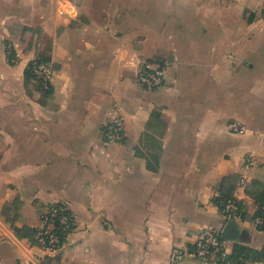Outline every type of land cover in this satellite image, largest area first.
<instances>
[{
	"label": "crops",
	"instance_id": "obj_1",
	"mask_svg": "<svg viewBox=\"0 0 264 264\" xmlns=\"http://www.w3.org/2000/svg\"><path fill=\"white\" fill-rule=\"evenodd\" d=\"M36 58L49 92L26 75ZM219 194L246 213L224 255L264 264V0H0V264H219L194 254L228 221ZM58 204L74 225L60 251L16 234Z\"/></svg>",
	"mask_w": 264,
	"mask_h": 264
},
{
	"label": "built area",
	"instance_id": "obj_2",
	"mask_svg": "<svg viewBox=\"0 0 264 264\" xmlns=\"http://www.w3.org/2000/svg\"><path fill=\"white\" fill-rule=\"evenodd\" d=\"M7 55L12 62L15 61L14 51L11 46L6 48ZM36 58L33 64L34 73L39 81V88L43 92L51 90V82L53 70L48 62L39 61ZM164 71L161 67H153L148 63H144L138 76L140 85L148 90L159 89L163 85ZM123 130V120L121 117H114L108 124L106 130V141L112 142L120 139ZM231 130L238 133H244L245 129L237 124L231 125ZM253 165L252 158L245 160V166ZM223 214L227 219L241 220L243 210L240 204L235 199H229L221 203ZM65 207L62 205L50 206L41 215V226L38 229L36 239L38 243L45 249L51 252L60 251L65 244L62 239V233H68L71 230L70 218L65 213ZM264 206L262 207V214L258 215L253 224L255 226L262 225ZM221 236L214 231H207L203 233L194 245V254L206 263L213 262L218 257L221 250Z\"/></svg>",
	"mask_w": 264,
	"mask_h": 264
},
{
	"label": "trees",
	"instance_id": "obj_3",
	"mask_svg": "<svg viewBox=\"0 0 264 264\" xmlns=\"http://www.w3.org/2000/svg\"><path fill=\"white\" fill-rule=\"evenodd\" d=\"M39 61H44V62H47L46 60L44 59H39ZM26 75L27 77H31V78H34L37 80V77L34 73V70H33V64L31 62V64L29 65L27 71H26ZM39 83V81H38ZM39 85V84H38ZM241 134V133H239ZM229 199H234L232 197H229V196H225L223 194H219L217 195L215 198H214V202L216 204V206L218 207L219 211L221 214H223V208L221 207V203L222 202H225ZM240 204V207L241 209L243 210L242 212V216H241V220H245L246 218V213H245V209L243 207V205L239 202ZM58 205H62L64 206L63 204H58ZM55 206V205H53ZM264 206V202L262 201L261 203H259L257 205V209H256V212L253 216V219H252V222H254L255 218L262 214V207ZM65 207V206H64ZM65 210H66V214L67 216L70 218V221H71V230L66 233V232H63L62 233V239L63 241H66L67 239V236L68 234L73 230L74 228V225H73V222H72V217H71V213L69 210H67V208L65 207ZM224 216V214H223ZM226 218V217H225ZM263 218H264V213H263ZM227 219V218H226ZM259 230L261 231H264V222L262 225H259V226H256ZM15 229V232L16 234L19 236V237H24V238H29L31 242H33V244H38V241L36 239V235H37V232H38V229L35 230L33 228H30V227H23V229H19L17 227L14 228ZM19 230H21L23 232V235H21L19 233ZM220 235V234H219ZM221 243L223 245V240L221 239ZM256 257L257 254L255 251H253L252 249L250 248H247V247H243V246H240V245H236L235 246V249H234V252L232 255L228 256V255H224V252H223V249L221 247V250L219 251V258H220V261H219V264H233L232 262L236 261L237 258H242L244 260H250L252 257ZM252 260V259H251Z\"/></svg>",
	"mask_w": 264,
	"mask_h": 264
},
{
	"label": "water",
	"instance_id": "obj_4",
	"mask_svg": "<svg viewBox=\"0 0 264 264\" xmlns=\"http://www.w3.org/2000/svg\"><path fill=\"white\" fill-rule=\"evenodd\" d=\"M240 232L239 223L237 220L231 218L228 219L225 227L221 231V238L223 240H232L237 238V235Z\"/></svg>",
	"mask_w": 264,
	"mask_h": 264
}]
</instances>
